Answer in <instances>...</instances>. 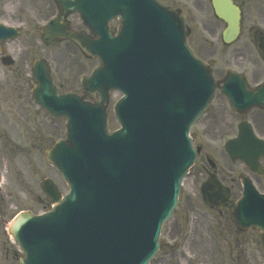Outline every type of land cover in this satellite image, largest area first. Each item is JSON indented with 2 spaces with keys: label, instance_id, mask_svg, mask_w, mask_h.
Listing matches in <instances>:
<instances>
[{
  "label": "water",
  "instance_id": "obj_1",
  "mask_svg": "<svg viewBox=\"0 0 264 264\" xmlns=\"http://www.w3.org/2000/svg\"><path fill=\"white\" fill-rule=\"evenodd\" d=\"M91 1L97 4L90 5ZM124 1L120 0L121 9ZM110 3L113 0H88L98 14ZM124 8L131 17L136 13L135 39L125 36L132 25L128 14L116 38H82L58 21L42 29L44 43L71 40L85 55L98 58L99 68L84 80L82 88L98 98L89 103L73 95L58 96L45 63H35V101L53 115L68 119L67 141L48 149L46 157L70 193L60 201L52 183L42 182L55 207L42 216L21 213L9 225L8 233L23 252L21 264H148L158 248L160 227L176 205L180 181L195 159L187 130L206 107L217 83L186 49L180 50L185 46V32L179 18L169 12L171 18L146 0H132ZM215 8L227 18V37L234 36L236 9L229 5ZM74 10L81 11V7L74 6ZM94 20L84 23L93 32L101 31L103 23ZM5 37L0 35V40ZM223 83L221 90L234 109L262 103L235 76ZM112 89L124 97L114 106L121 129L109 133L105 107ZM225 150L232 161L239 159L260 172L258 160L264 158V144L247 125L239 126L237 138L226 143ZM242 184L243 193L231 219L241 229L256 227L264 233V195L247 179L242 178ZM217 185L224 192L219 200L209 198L202 187L207 205L229 199L228 190ZM208 190L215 191L212 186Z\"/></svg>",
  "mask_w": 264,
  "mask_h": 264
},
{
  "label": "rangeland",
  "instance_id": "obj_2",
  "mask_svg": "<svg viewBox=\"0 0 264 264\" xmlns=\"http://www.w3.org/2000/svg\"><path fill=\"white\" fill-rule=\"evenodd\" d=\"M205 37L210 40L209 36ZM15 43L16 50L6 53L26 65H31L32 59L36 57L45 58L51 66L53 83L60 92L80 93L79 77L89 74L90 69L97 65L96 59L86 58L74 45L65 41L44 47L37 37L36 50L29 51L28 56L23 50L22 40H16ZM196 48L199 54L197 45ZM219 52L199 55L204 59H212L214 79L223 78L229 69L244 70L248 75L251 74L234 61L229 51ZM27 72L26 66L19 75L12 68L0 64V264H20L19 259L22 256L6 232L12 215L22 210L41 213L49 209L48 198L40 188V181L50 178L62 192L67 191L59 174L45 159L46 149L57 140L65 138V119L50 116L34 103L31 96L33 82ZM117 95L114 93L108 102L110 129L117 127L112 113V105ZM213 103L212 111L202 126L212 136L208 125H216L215 141H212L204 154L215 163V175L231 187V203H234L240 196V175H252L241 163L229 161L223 144L226 139L235 135L237 123L243 119L251 121L254 116L232 112L219 93ZM214 115L218 117L212 118ZM203 156L184 180L177 208L161 230V248L151 264H207L212 260L219 261L221 251H225L226 255L238 256L241 263L235 264H264L263 258H260L261 238L256 233H237L229 220L228 210H224V214L219 216L201 202L200 172L209 168L208 163H202ZM253 177L259 189L264 191V176ZM226 240L231 241V246L224 245ZM172 242L177 245L171 246ZM245 257L249 262L243 259Z\"/></svg>",
  "mask_w": 264,
  "mask_h": 264
},
{
  "label": "flooded vegetation",
  "instance_id": "obj_3",
  "mask_svg": "<svg viewBox=\"0 0 264 264\" xmlns=\"http://www.w3.org/2000/svg\"><path fill=\"white\" fill-rule=\"evenodd\" d=\"M65 1L68 4V14H66L65 17L68 22V28L75 32H84L92 39L98 38V33L96 34L92 32L88 27L83 25L79 13L73 12V0ZM154 1L160 6L174 11L175 14L182 17L188 31L186 42L191 51H193V54L198 58L209 62L210 58L204 59L199 55H206L208 53H213L214 51L217 52L218 50L220 51L219 53H227L229 51L234 57V61L251 73L249 79L246 71H244L245 74L243 75L252 86L264 83V0H227L239 9L240 15L238 35L233 41L228 43L225 42L222 37L226 22L216 15L213 7V0ZM87 10L88 11L85 12V15H92V10H89L88 8ZM60 14L55 0H0V24L12 28L15 35H17L16 38H12L2 44L3 52L5 53V51L16 50L15 42L20 39L23 42V50L28 56L29 51L36 50L35 41L37 37H40V26ZM121 18V14L118 12L116 16L108 21V32L111 36H115L118 33V26ZM196 30H198V32H196ZM205 36H209L210 40ZM196 45L198 46L199 54L197 53ZM12 58L15 63H12L10 68H12L13 71L18 72L20 75V73L24 71L25 66L26 69L28 68L29 70V65H26L24 62H19L14 57ZM210 66L212 69L214 68L212 64H210ZM21 83L26 85L24 81ZM243 115L254 116V118L251 119V122L257 127L260 137L264 139V106L252 108L244 112ZM217 117L218 115H214L212 118ZM208 127L213 135H210L209 131L206 130V127H203L204 134L209 138H215L214 133L216 131V125L209 124ZM198 148L200 151L201 148ZM207 175L208 172L202 174L205 178ZM224 210L225 205L220 209L212 211H215L219 216H222ZM255 232L259 234V237L261 238L262 250L260 252L264 254V235L260 234L258 231ZM224 245L231 246V241L226 240ZM215 247L218 248L217 245H215ZM246 247H248V245L245 246V248ZM262 254L260 255V258H263L262 260H264ZM219 255V261L212 260L207 264L241 263V259L238 256L231 254L226 255L225 251H221ZM243 259L246 262H249L247 257Z\"/></svg>",
  "mask_w": 264,
  "mask_h": 264
}]
</instances>
